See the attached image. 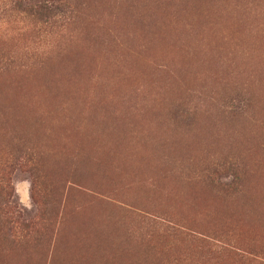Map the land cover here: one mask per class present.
Wrapping results in <instances>:
<instances>
[{
  "label": "rangeland",
  "instance_id": "rangeland-1",
  "mask_svg": "<svg viewBox=\"0 0 264 264\" xmlns=\"http://www.w3.org/2000/svg\"><path fill=\"white\" fill-rule=\"evenodd\" d=\"M76 1L0 0V264H264V0Z\"/></svg>",
  "mask_w": 264,
  "mask_h": 264
},
{
  "label": "trees",
  "instance_id": "trees-1",
  "mask_svg": "<svg viewBox=\"0 0 264 264\" xmlns=\"http://www.w3.org/2000/svg\"><path fill=\"white\" fill-rule=\"evenodd\" d=\"M76 4V0H13L11 10L28 19L37 28L36 31H39L69 22ZM133 148L135 147L122 145L117 150L122 152L120 156L123 160L139 161L138 152Z\"/></svg>",
  "mask_w": 264,
  "mask_h": 264
}]
</instances>
